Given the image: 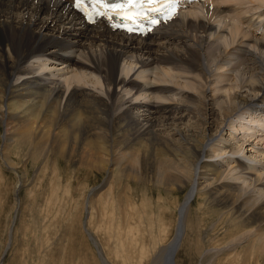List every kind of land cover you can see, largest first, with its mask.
Masks as SVG:
<instances>
[{
	"label": "bare ground",
	"instance_id": "1",
	"mask_svg": "<svg viewBox=\"0 0 264 264\" xmlns=\"http://www.w3.org/2000/svg\"><path fill=\"white\" fill-rule=\"evenodd\" d=\"M75 2L0 0L5 141L104 173L112 220L131 179L144 202L188 190L163 264L264 255V0H202L144 37Z\"/></svg>",
	"mask_w": 264,
	"mask_h": 264
},
{
	"label": "rangeland",
	"instance_id": "2",
	"mask_svg": "<svg viewBox=\"0 0 264 264\" xmlns=\"http://www.w3.org/2000/svg\"><path fill=\"white\" fill-rule=\"evenodd\" d=\"M260 124L254 127L264 128ZM5 133L0 124V264H104L93 240L101 244L107 264H154L158 255L163 264L188 190L174 191L166 201L150 188L144 202L142 185L131 179L115 193L118 213L112 220L103 214L101 199L108 187L92 196L103 186L104 173L64 158L28 156L29 146L10 145ZM212 222L201 225V241L207 236L221 239L220 230L205 235ZM181 251L175 264H181ZM232 258L200 253L191 264H232ZM247 259L246 264H264V255Z\"/></svg>",
	"mask_w": 264,
	"mask_h": 264
},
{
	"label": "snow or ice",
	"instance_id": "3",
	"mask_svg": "<svg viewBox=\"0 0 264 264\" xmlns=\"http://www.w3.org/2000/svg\"><path fill=\"white\" fill-rule=\"evenodd\" d=\"M159 0H76L75 6L87 11L86 5H90L92 8H103L106 11L119 12L120 10L139 8L145 4L153 5L158 3ZM166 3H172V0H165ZM125 18L131 19V16H126ZM155 23V21H153Z\"/></svg>",
	"mask_w": 264,
	"mask_h": 264
},
{
	"label": "water",
	"instance_id": "4",
	"mask_svg": "<svg viewBox=\"0 0 264 264\" xmlns=\"http://www.w3.org/2000/svg\"><path fill=\"white\" fill-rule=\"evenodd\" d=\"M174 258V257H173ZM174 264V263H173Z\"/></svg>",
	"mask_w": 264,
	"mask_h": 264
}]
</instances>
